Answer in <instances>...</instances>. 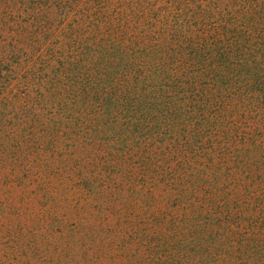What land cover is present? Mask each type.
<instances>
[{
	"label": "trees",
	"instance_id": "trees-1",
	"mask_svg": "<svg viewBox=\"0 0 264 264\" xmlns=\"http://www.w3.org/2000/svg\"><path fill=\"white\" fill-rule=\"evenodd\" d=\"M157 4L0 0V148L67 155L118 264H264V0Z\"/></svg>",
	"mask_w": 264,
	"mask_h": 264
},
{
	"label": "rangeland",
	"instance_id": "rangeland-1",
	"mask_svg": "<svg viewBox=\"0 0 264 264\" xmlns=\"http://www.w3.org/2000/svg\"><path fill=\"white\" fill-rule=\"evenodd\" d=\"M111 1L131 14L164 0ZM66 156L15 157L0 148V264H118L120 246L134 244L127 217L118 229L99 191L61 169Z\"/></svg>",
	"mask_w": 264,
	"mask_h": 264
}]
</instances>
